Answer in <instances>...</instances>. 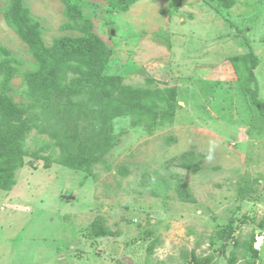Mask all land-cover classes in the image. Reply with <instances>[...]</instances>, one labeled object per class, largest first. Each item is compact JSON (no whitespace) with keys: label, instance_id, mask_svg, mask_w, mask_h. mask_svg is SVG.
Returning a JSON list of instances; mask_svg holds the SVG:
<instances>
[{"label":"rangeland","instance_id":"1","mask_svg":"<svg viewBox=\"0 0 264 264\" xmlns=\"http://www.w3.org/2000/svg\"><path fill=\"white\" fill-rule=\"evenodd\" d=\"M81 1L97 34L112 46L108 72L137 89L175 88L173 114L151 132L130 114L115 117L118 142L87 177L52 162L45 168L27 155L16 184L0 189V264H193L207 256L208 264H227L233 252L236 264H264V241L256 237L255 258L244 254L243 243L264 219V136L256 135L254 106L235 70L243 73L239 57L251 50L264 105V0H236L228 11H217L210 0H137L115 13L108 12L115 0ZM6 2L0 0V45L18 68L8 93L23 104L34 92L24 74L39 60L7 26ZM23 3L41 24L45 45L79 34L63 27L61 0ZM45 142L54 141L33 127L26 148L58 154L57 146L44 149ZM190 153L198 165L188 168L179 159ZM244 183L256 192L240 200ZM184 184L193 201L181 199ZM97 217L111 233L91 235ZM230 218L234 233L220 238Z\"/></svg>","mask_w":264,"mask_h":264},{"label":"trees","instance_id":"2","mask_svg":"<svg viewBox=\"0 0 264 264\" xmlns=\"http://www.w3.org/2000/svg\"><path fill=\"white\" fill-rule=\"evenodd\" d=\"M61 1L67 18L63 27L76 30L79 34L55 38L51 46L45 45L41 24L30 14L23 0H7L2 6L7 26L28 45L29 51L39 60L35 70L24 74L25 83L34 92L28 96L29 102L18 104L13 95L8 93L11 89L10 80L18 68L12 65L10 51L0 45V189L4 191L11 190L16 184V172L25 165V157L29 154L36 160L42 159L45 168H49L52 162L60 167L84 172L85 177L91 175L94 165L100 163L104 154L118 142L113 134L115 117L130 114L151 132L167 112L173 114L172 108L176 104L175 88L137 89L123 84L120 75L109 73L112 46H107L105 40L97 34L91 18L82 11V1ZM136 1L115 0L108 12L127 10ZM210 1L214 2L217 11H228L236 3V0ZM177 5L176 1L174 7ZM103 23L106 27L112 25L106 21ZM107 34L111 35L109 28ZM249 53L239 57L245 62L243 73L235 67L239 74L237 85L254 106V123L259 124L253 125L256 135L264 136V105L253 73L258 59L251 50ZM41 101L43 105H40ZM29 109H34V115ZM41 117L44 119L43 124L39 122ZM33 127L39 133L48 134L54 141L45 142L44 149L51 147L54 151L57 146L58 154L42 156L38 150L28 152L26 142ZM182 157L179 162L184 166L189 168L192 164L198 165L192 153L182 154ZM32 166L36 167L33 162ZM165 181V186H168ZM165 186L159 185L162 189ZM187 187L182 185L178 193L182 200L193 201L191 190ZM237 192L242 200L249 195L252 198L251 194L256 190L251 184L244 183L238 185ZM101 220L97 217L92 221V225L98 229L91 235L111 233ZM242 220L247 219L243 217ZM233 221V218L229 219L220 231V238L225 239L234 233ZM255 223H258L260 230L250 232L243 242L244 254L250 253L254 258L258 255V250L253 246L254 241L264 231V219ZM235 241V246L240 244L239 240ZM221 246L224 248L226 244L222 242ZM153 249L154 244H151L148 252L152 253ZM210 260L211 256L195 258L193 264H208ZM236 262L237 256L233 252L227 264Z\"/></svg>","mask_w":264,"mask_h":264},{"label":"built area","instance_id":"3","mask_svg":"<svg viewBox=\"0 0 264 264\" xmlns=\"http://www.w3.org/2000/svg\"><path fill=\"white\" fill-rule=\"evenodd\" d=\"M259 240H263L264 241V231H262L260 234H259Z\"/></svg>","mask_w":264,"mask_h":264},{"label":"water","instance_id":"4","mask_svg":"<svg viewBox=\"0 0 264 264\" xmlns=\"http://www.w3.org/2000/svg\"><path fill=\"white\" fill-rule=\"evenodd\" d=\"M111 33H113V30L111 31ZM73 195L72 194H70V195H66V196H64V197H66V198H71Z\"/></svg>","mask_w":264,"mask_h":264}]
</instances>
